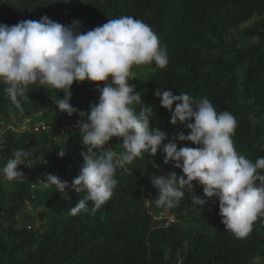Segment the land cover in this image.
Listing matches in <instances>:
<instances>
[{"label":"trees","instance_id":"obj_1","mask_svg":"<svg viewBox=\"0 0 264 264\" xmlns=\"http://www.w3.org/2000/svg\"><path fill=\"white\" fill-rule=\"evenodd\" d=\"M125 15L151 26L168 50L165 68L142 65L143 72L128 81L155 111L152 126L169 137L188 134L183 125L170 124V113L154 95L157 88L207 97L236 118L237 152L253 162L264 156V0H0V24L9 26L47 16L69 26L79 21V30L87 32ZM5 87L0 83V168L18 149L29 152L30 163L20 166V180L0 175V264H264L253 262L264 258V223L257 221L247 237L237 238L221 223L215 198L200 207L185 191L180 203L168 208L177 223L164 227L163 221H152L166 207L156 204L151 179L173 171L181 175L164 164L160 150L134 159L128 170L118 167L117 187L95 215L72 216L70 209L86 193L71 187L55 192L41 181L53 174L71 186L79 174L80 117L56 108L60 90L30 85L17 107ZM70 91L71 105L85 113L99 98L92 83L74 82ZM121 142L112 138L105 147L120 153ZM175 142L178 149L195 147ZM193 195L204 198L195 181Z\"/></svg>","mask_w":264,"mask_h":264},{"label":"clouds","instance_id":"obj_2","mask_svg":"<svg viewBox=\"0 0 264 264\" xmlns=\"http://www.w3.org/2000/svg\"><path fill=\"white\" fill-rule=\"evenodd\" d=\"M79 28V21L69 26L47 16L11 26L0 24V83L6 85L4 92L19 107L18 98L26 95L30 85L49 86L63 93V98L55 99L59 112L80 117L77 126L83 163L79 174L71 186L47 174L41 181L43 188L54 186L55 192L64 193L71 187L78 194L86 193L70 214L95 215L117 187L116 169L144 153L154 157L160 150L164 164L171 163L181 175L173 171L167 177L151 179L158 193L157 205L174 208L185 191L200 207L215 198L221 223L237 238L247 237L257 221L264 223V156L253 162L237 152L232 138L237 120L231 113L218 111L207 97L195 99L186 92L174 95L157 88L154 95L160 99V107L170 113V124L183 125L188 134L169 137L152 126L155 111L142 103L141 93L128 83L135 80L134 66L154 63L165 68L169 62L167 46L152 27L125 15L108 19L87 32ZM74 82L97 85L98 101L89 105L87 113L70 103ZM250 119L255 120V116ZM112 138L122 141V152L105 147ZM177 140L195 147L178 149ZM29 155L23 149L16 150L0 168V175L8 181L22 179L20 166L26 164ZM57 155L63 158L65 150ZM194 181L203 188L204 198L193 195ZM157 214L152 221L156 222ZM166 222L168 219L163 224Z\"/></svg>","mask_w":264,"mask_h":264},{"label":"rangeland","instance_id":"obj_3","mask_svg":"<svg viewBox=\"0 0 264 264\" xmlns=\"http://www.w3.org/2000/svg\"><path fill=\"white\" fill-rule=\"evenodd\" d=\"M263 19H264V16H263ZM134 73L136 74V73H140V72H143V67H142V65H140V66H137L134 70ZM2 124L4 123V121H0ZM23 128V127H22ZM61 133H62V135H63V133H64V130H62L61 131ZM133 162V161H132ZM132 162L131 163H129V164H127V165H125L123 168L124 169H126V170H128L129 169V167H130V165L132 164ZM159 176H165V177H167V175H159ZM159 176H157V177H159ZM147 201L145 200V203H146ZM169 211V212H168ZM157 214V213H156ZM164 218H166V219H171L172 220V224L174 223V222H176L177 223V219L174 217V212L172 211V210H168V208L166 207V209L164 210V211H162V212H158V214H157V220L158 219H164ZM166 219L165 220H163L164 222L166 221ZM154 220V219H153ZM156 220V221H157ZM155 221V220H154ZM185 223V222H184ZM184 223H182V225H185ZM157 225H159V224H157ZM169 225H171V222L168 220V222H166V223H164L163 224V226L164 227H167V226H169ZM188 244V243H187ZM188 245H186L185 246V248L187 247ZM253 262L254 263H260V262H262V263H264V258H260V259H258V258H253Z\"/></svg>","mask_w":264,"mask_h":264},{"label":"built area","instance_id":"obj_4","mask_svg":"<svg viewBox=\"0 0 264 264\" xmlns=\"http://www.w3.org/2000/svg\"><path fill=\"white\" fill-rule=\"evenodd\" d=\"M39 128H41L40 126H37V127H35L34 128V131H37ZM170 222H172V220L171 219H168Z\"/></svg>","mask_w":264,"mask_h":264}]
</instances>
